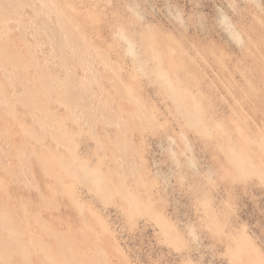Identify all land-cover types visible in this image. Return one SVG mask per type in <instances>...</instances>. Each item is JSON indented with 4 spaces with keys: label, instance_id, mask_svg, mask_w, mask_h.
Masks as SVG:
<instances>
[{
    "label": "rangeland",
    "instance_id": "obj_1",
    "mask_svg": "<svg viewBox=\"0 0 264 264\" xmlns=\"http://www.w3.org/2000/svg\"><path fill=\"white\" fill-rule=\"evenodd\" d=\"M0 264H264V0H0Z\"/></svg>",
    "mask_w": 264,
    "mask_h": 264
}]
</instances>
